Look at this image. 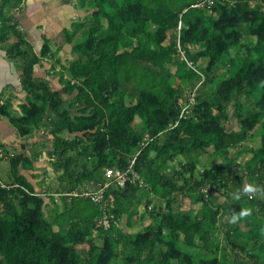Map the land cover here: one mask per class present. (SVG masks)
Masks as SVG:
<instances>
[{
	"label": "trees",
	"instance_id": "16d2710c",
	"mask_svg": "<svg viewBox=\"0 0 264 264\" xmlns=\"http://www.w3.org/2000/svg\"><path fill=\"white\" fill-rule=\"evenodd\" d=\"M68 1L88 15L64 31L74 58L55 72L60 93L33 77L53 53L44 40L35 54L20 31L13 14L23 0H0V44H11L6 57L20 64L26 94L20 116L1 104L0 119L20 137L47 132L64 202L47 217L51 192L45 204L22 177L0 181V264H264V199H233L246 183L264 188V0ZM61 94L72 98L66 107ZM257 133L259 146H247ZM135 155L142 185L110 186L104 206L65 196ZM205 155L220 162L208 166ZM39 156L11 157V166ZM178 198L200 207L181 210ZM78 199L91 210L75 212ZM242 208L253 214L230 223ZM104 214L108 229L97 224ZM123 216L128 227L148 223L126 233Z\"/></svg>",
	"mask_w": 264,
	"mask_h": 264
},
{
	"label": "crops",
	"instance_id": "0c3cea01",
	"mask_svg": "<svg viewBox=\"0 0 264 264\" xmlns=\"http://www.w3.org/2000/svg\"><path fill=\"white\" fill-rule=\"evenodd\" d=\"M88 13L78 9L72 5L68 0H23L22 9L14 12L13 16L18 24L20 31L23 33L26 41L29 43L35 54H39L44 40L49 41L51 50L54 52L53 55L44 59L40 64L34 66L33 77L36 79H44L49 82L52 90L61 93L62 86L59 83V78L55 72L59 71L61 66H66L67 63L74 58L71 53L72 45L65 42V30H71V27L80 22L84 21ZM79 34L76 35L75 40ZM11 44H0V105L7 104L9 112L13 117H18L22 114V109L26 106V94L21 89L19 69L20 64L18 62L9 60L6 57V53L10 48ZM59 62V64L55 63ZM52 67L55 69L52 71ZM62 99L66 104L72 99L71 96L61 94ZM74 110H72L73 112ZM44 129L36 130L32 135L27 137H20L17 131L12 127L6 118L0 119V145L3 149L0 152L6 155L5 159L9 162L12 169L11 178L3 183L12 184L15 183L16 176H20L29 183L34 191L41 196L46 191L40 187L41 179L38 175L42 168L46 171H51L53 179L49 181L48 187L51 189V195H53V202L55 205H50L54 209L62 210L64 207L63 200L57 193L59 185L56 180V174L53 172L48 152L51 151L50 138ZM74 135H67L68 139H72ZM44 145V146H43ZM41 150V156L38 159L34 158L31 167H23V164H19L16 170L11 166V155L12 157L24 154L27 158L33 157ZM106 179L102 177V180L96 176L91 182H84L79 184L75 191H93L99 186L103 185ZM42 193V194H41ZM152 195L150 194V197ZM43 197V196H42ZM58 197V199H57ZM58 201H57V200ZM154 201L151 204L157 202V198H153ZM189 200V199H187ZM60 201V207L58 202ZM145 201V200H144ZM45 204L51 201L48 198H44ZM70 200L67 199L65 203L69 204ZM189 206H192L189 200ZM138 207V212L141 215L143 210ZM151 207V205H150ZM196 210V209H195ZM198 210V209H197ZM123 221V225L121 222ZM147 224V223H146ZM118 227L126 233H133L131 229L140 227L139 223L133 224L132 227L126 225V217L123 216L118 223ZM130 230V232H127ZM139 231H135L137 233Z\"/></svg>",
	"mask_w": 264,
	"mask_h": 264
},
{
	"label": "rangeland",
	"instance_id": "374dc122",
	"mask_svg": "<svg viewBox=\"0 0 264 264\" xmlns=\"http://www.w3.org/2000/svg\"><path fill=\"white\" fill-rule=\"evenodd\" d=\"M253 41H255L254 39H253ZM53 52V51H52ZM54 53V52H53ZM174 68H172V70H173ZM216 73L217 74H224L225 73V71H224V68H220L219 70H217L216 71ZM230 73H232V72H230ZM229 75V74H228ZM188 94H189V91H187L186 93H185V97H187L188 96ZM230 111H232V108H230ZM232 123V122H231ZM230 123V126H234V121H233V123L231 124ZM45 131V130H44ZM247 146H249V147H252V148H257L258 146H259V144H260V135H259V133H257L255 136H254V138L252 139V140H250V141H247ZM209 152H210V150H208ZM248 158V156H244V157H241L240 159H238V163H243L244 161H246V159ZM202 159L203 160H205L206 162H207V165L208 166H212V165H216V164H218L219 162H220V159H218V158H215V157H211V156H207V155H205V156H202ZM203 170V169H202ZM201 171V170H200ZM51 172V171H50ZM49 171H46V169H44V168H42L41 170H40V173H39V175H38V177H39V179H41V184H40V187L41 188H43L45 191H46V193L47 192H52L51 191V189H50V191H48L47 189H48V187H50V188H52L53 186L52 185H48V183H49V181H51V179H53L54 177H53V175H52V173H50ZM103 172H104V170H103ZM12 169H11V167H10V164H9V162L8 161H6L5 159L3 160L2 159V161L0 162V181L1 182H3V183H5V182H7L10 178H11V176H12ZM196 174H197V172H196ZM11 175V176H10ZM55 179V178H54ZM42 194V193H41ZM211 195H213V196H215L216 197V204H220V203H222V202H224V198H223V196L219 193V192H213ZM43 196V198H48L47 197V195L46 194H43L42 195ZM57 199H58V197H57ZM56 199V200H57ZM58 200H61V198H59ZM57 200V201H58ZM154 200V199H153ZM74 203L76 204V207H75V212L77 211V207L78 208H81V207H84V208H87V209H90L91 210V206H90V204L87 202V201H84V200H82V199H78V200H74ZM180 203V207H181V210H184V211H189V210H191L193 213H194V211H196L197 209H199V205H192L191 207L189 206V200H187V198H185L184 200H182L181 202H179V198H178V200H177V202H176V204L178 205ZM110 204V203H109ZM57 205H59V207H60V201L58 202V204ZM61 205H63V204H61ZM151 205V208L153 209V207H154V204L152 203V204H150ZM144 208L145 207H143V204H142V206L140 207V209H141V211L142 210H144ZM53 209L54 208H52V207H48V208H46L45 209V211H46V216L47 217H51L52 216V214H53ZM196 209V210H195ZM161 210H162V212L163 211H165L166 209H165V203L164 202H162V204H161ZM146 220L144 219L143 220V223H142V225H140V227H138V228H134L133 230L131 229V232H135V231H141V229L143 228V225L144 224H146V223H148V222H145ZM121 224L123 225V221L121 222ZM216 226H218V224H216ZM127 232H130V230H127ZM220 236V238H219V241H220V243H219V246L221 247V246H223L224 245V243H225V232L223 233V234H220L219 235ZM216 255L219 257V258H221V254H220V252H218V253H216Z\"/></svg>",
	"mask_w": 264,
	"mask_h": 264
},
{
	"label": "built area",
	"instance_id": "2783aa9c",
	"mask_svg": "<svg viewBox=\"0 0 264 264\" xmlns=\"http://www.w3.org/2000/svg\"><path fill=\"white\" fill-rule=\"evenodd\" d=\"M189 66H191L190 63H188ZM194 95L188 99V103H186L181 108V112L179 115L178 120L185 118L188 114V111L190 107L194 103ZM0 157H6L4 153L0 152ZM12 157V155H11ZM135 159L136 155L128 161V164L125 168H106L103 172V177L106 179V182L99 186L97 189L93 191H75L72 193L65 194V196L68 197H77V198H84L89 199L95 204H102L103 206L106 204L105 195L107 193V190L110 186L114 185L116 187H124L127 182L134 183L135 181H139L142 185V181L140 180V177L138 173L134 170L135 165ZM0 187H4L2 184ZM205 192V191H204ZM98 226H101L103 229H108L110 226L109 218L106 214L102 215V217L97 221Z\"/></svg>",
	"mask_w": 264,
	"mask_h": 264
},
{
	"label": "clouds",
	"instance_id": "9594fccd",
	"mask_svg": "<svg viewBox=\"0 0 264 264\" xmlns=\"http://www.w3.org/2000/svg\"><path fill=\"white\" fill-rule=\"evenodd\" d=\"M243 196L248 197L249 200L257 197L264 199V188L252 183H246L242 189H238L237 192L233 194V199L240 200ZM252 214L253 210L251 208H242L238 213L232 214L229 222L236 224L242 219L250 217Z\"/></svg>",
	"mask_w": 264,
	"mask_h": 264
}]
</instances>
